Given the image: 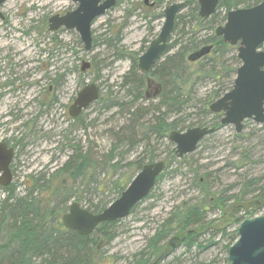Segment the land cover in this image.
<instances>
[{
    "label": "trees",
    "instance_id": "obj_1",
    "mask_svg": "<svg viewBox=\"0 0 264 264\" xmlns=\"http://www.w3.org/2000/svg\"><path fill=\"white\" fill-rule=\"evenodd\" d=\"M122 1L119 0L118 4ZM153 1L155 5L147 7L150 12L160 7L165 0ZM261 1L220 0L217 11L211 17L203 18L199 15L198 0H187L185 6L189 10L178 15L174 30H178L185 17L190 16V23H184L181 29L186 35L185 29L187 25L190 26L186 41L182 42L181 38L170 42L169 49L148 74L138 68L139 52L127 53L119 47L123 41L122 25L111 30L108 36L106 34L104 41L115 50L116 57L131 60V68L123 77V86H127L131 99L120 101L118 97H112L111 90L104 92L101 83V96L95 102L100 105V112L119 108L112 114V123L115 124L110 132L113 147L107 151L100 150L91 139H88V147H85L82 140L73 136L79 130L87 132L96 129L97 118L89 124L86 120L88 115L83 114L70 119L69 125L61 130V149L70 153L61 166L55 167L52 172L29 175L22 195L16 191L15 182L0 186L5 195L3 199L0 198V264H113L108 262L102 248L116 238L117 221L103 222L90 235H81L66 228L62 216L69 210L72 201L81 203L93 212L104 210L122 194L145 164L160 159L159 142L167 143L169 149L163 158L166 162L165 171L158 177L156 185L167 174L169 166L174 162L186 161V156L178 158L169 134L173 130H185V127L187 129L196 125L187 124L192 115L187 110L194 101L196 85L201 80L212 77L219 88L213 91L200 109L202 115H213L211 124L202 122L197 126L222 127V114L212 113L209 107L232 88L241 61L238 54H234L233 61L229 62L227 54L237 48L217 36L216 28L226 21L228 11L250 7ZM153 16L157 14L153 13ZM98 39L93 37V47L97 45ZM52 40L58 42L56 34ZM209 45L213 48L208 55L196 61L189 60L192 53ZM261 48L264 49V45ZM172 49L175 51L169 53ZM91 64L89 71L97 73L94 81H98L100 74L95 57ZM75 70L79 71L78 67ZM65 72L55 78L50 77L51 85L60 86L67 75ZM56 102L57 98L54 97L50 105ZM244 134L239 133L237 136L242 138ZM9 142L14 147L25 146L23 138L17 141L11 139ZM141 145H144V150L138 159L123 164L126 154ZM123 147L127 148L117 152ZM251 150L250 147L242 146L241 157L233 163L237 169L254 162L250 157ZM188 164L192 166L191 161ZM124 168L127 170L120 172ZM192 171L194 185L201 195L193 202L187 201L176 206L163 218L147 239L145 247L133 255V264H164L177 248L185 247L190 251L221 243L224 250L222 263L226 264L228 250L238 238L236 229L240 222L248 215L262 213L264 186L257 195L252 197L250 194L253 192L251 186L263 177L251 178L242 183L243 188L232 195L227 189L216 191L210 173ZM117 174L118 177L114 179ZM99 193L103 197L97 201L95 199ZM150 196L152 192L146 199ZM215 212L218 216L208 220V214ZM207 234L209 237L204 240ZM218 236L220 239L216 240Z\"/></svg>",
    "mask_w": 264,
    "mask_h": 264
},
{
    "label": "rangeland",
    "instance_id": "obj_2",
    "mask_svg": "<svg viewBox=\"0 0 264 264\" xmlns=\"http://www.w3.org/2000/svg\"><path fill=\"white\" fill-rule=\"evenodd\" d=\"M144 1L123 0L98 17L93 24V33L94 38L99 39L91 51L85 50L75 29L61 28L56 32L49 30V18L74 10L77 4L73 0H7L3 3L2 12L6 14L7 21L0 19V95L7 89V97L0 98V141L24 139L25 146L16 147L12 163L13 182L21 195L25 192L29 175L52 172L70 154L61 149V130L69 125V107L78 91L84 84L95 82L97 74L93 71L82 72L83 61L93 60L95 57L100 74L96 82L103 84L104 92L111 90L112 97L128 101L131 95L127 92V86H123V77L131 68V60L127 57L117 58L115 50L106 45L105 37L111 30L122 25L123 41L119 47L127 53L138 51L142 54L159 34L165 22L162 14L165 8L172 3L187 0H165L153 12L145 7ZM188 10L189 7H186L180 13L185 14ZM153 13L157 16L154 17ZM189 20L190 16H186L180 23L178 30L173 32L171 42L181 38L182 42L186 41L190 26L187 25L185 29L186 35L181 29L184 23H190ZM54 34L58 42L52 40ZM174 51L172 49L169 53ZM234 54H237V49L227 54L229 62L233 61ZM76 67L79 71L75 70ZM64 71L67 75L62 84L51 85L50 77L55 78ZM9 80L15 84L9 88L3 87L5 81ZM218 88L212 77L198 82L194 101L187 110L192 114L188 125L196 123L197 126L202 122L211 124L213 115H202L200 109ZM54 97L57 102L50 105ZM99 107L95 103L86 111L87 123L92 124L97 118L96 129H89L87 132L79 130L73 136L82 140L85 147H88V139H91L98 149L107 151L114 144L110 135L115 125L112 123V114L119 108L116 107L111 112H100ZM241 133L245 134L238 138L239 133L234 125H223L217 132L207 136L195 152L186 156L187 162H174L169 166L167 174L152 190V196L140 202L134 213L117 221L116 238L102 248L108 262L133 264V255L145 247L147 239L163 218L176 206L187 201L193 202L201 195L194 185L192 170H198L200 174L210 173L214 189L218 192L227 189L232 195L241 189L242 183L251 178L263 177L251 186L253 192L250 195H257L264 186V124L247 120ZM159 143L158 153L162 159L169 147L167 143ZM242 146L252 149L250 157L254 162L237 169L233 163L241 157ZM126 148H120L117 152ZM143 150L144 145L133 148L126 154L123 164L137 160ZM188 161L192 162L191 167ZM126 170L124 168L120 172ZM117 177L118 174L114 179ZM4 196L0 187V198L3 199ZM102 197L103 194L99 193L95 200ZM216 216L217 212L211 213L207 219L212 220ZM208 237L209 234L203 239L207 240ZM219 239L220 236L216 238ZM223 257L222 243L190 251L180 247L166 258L164 264H223Z\"/></svg>",
    "mask_w": 264,
    "mask_h": 264
},
{
    "label": "water",
    "instance_id": "obj_3",
    "mask_svg": "<svg viewBox=\"0 0 264 264\" xmlns=\"http://www.w3.org/2000/svg\"><path fill=\"white\" fill-rule=\"evenodd\" d=\"M5 1L0 0V16L1 5ZM73 1L78 4L74 10L50 17L49 29L50 31H56L61 27L75 29L84 43L85 50L91 51L93 22L113 8L118 0ZM198 2L199 14L206 18L216 12L220 0ZM183 7V2H175L165 8V22L159 34L139 57L138 67L143 72H149L168 50L177 15ZM216 34L222 36L227 43L238 45L241 65L237 69L233 88L213 102L210 110L214 113H223L222 125H234L238 132H242L246 119H253L259 124L264 123V50L260 48L264 44V0L250 7L230 10L226 23L217 28ZM211 50L210 45L203 47L192 53L189 59L196 61L209 54ZM90 67L91 62L85 60L82 71ZM99 98V85L95 82L87 83L70 106V114L73 117L78 116ZM216 131V127L196 126L185 131L173 130L169 138L175 143L177 156L183 158L196 151L201 140ZM14 155V148L0 141V185H9L13 180L11 163ZM165 166L164 160L145 164L122 194L101 212H92L79 202H72L69 211L62 217L65 227L81 235H90L103 222L127 217L132 208L149 195ZM236 232L238 238L229 248L227 264H264V213L246 216Z\"/></svg>",
    "mask_w": 264,
    "mask_h": 264
},
{
    "label": "flooded vegetation",
    "instance_id": "obj_4",
    "mask_svg": "<svg viewBox=\"0 0 264 264\" xmlns=\"http://www.w3.org/2000/svg\"><path fill=\"white\" fill-rule=\"evenodd\" d=\"M6 1H7V0H6ZM4 3H5V2H4ZM183 3H184V7L182 8V10L186 7L185 5H186L187 1H185V2H183ZM198 3H199V2H198ZM117 4H118V3H117ZM117 4H116V5H117ZM144 5H145V7H153V6L155 5V1L151 0V1L146 2V0H145V1H144ZM114 7H115V6H114ZM217 8H218V7H217ZM199 9H200V7H199ZM182 10H181V11H182ZM181 11H180V12H181ZM216 11H217V10H216ZM180 12L178 13V15L181 14ZM227 13H228V12H227ZM162 14H164V13H162ZM178 15H177V17H178ZM199 15H200V14H199ZM212 15H213V14H212ZM212 15H211V16H212ZM211 16H210V17H211ZM164 17H165V15H164ZM201 17H202V16H201ZM203 18H205V17H203ZM206 18H209V17H206ZM0 19H1V21H3V22H4V21H5V22L7 21V16H6V14H4V13L2 12V6H1V16H0ZM176 19H177V18H176ZM226 21H227V19H226ZM226 21H225L224 23L218 25L217 28H218L219 26H221V25H224V24L226 23ZM94 22H95V21H94ZM93 24H94V23H93ZM175 27H176V26H175ZM217 28H216V29H217ZM174 30H175V29H174ZM173 32H174V31H173ZM172 35H173V33H172ZM172 35H171V37H172ZM222 38H223V37H222ZM151 42H152V41H151ZM151 42H150V43H151ZM170 42H171V38H170ZM228 44L231 45V46L236 47V45H232V44H230V43H228ZM149 45H150V44H149ZM210 46H212V45H210ZM148 47H149V46H148ZM148 47H147V48H148ZM205 47H206V46H205ZM212 48H213V47H212ZM201 49H202V48H201ZM146 50H147V49H146ZM146 50H145V51H146ZM145 51H144V52H145ZM198 51H199V50H198ZM211 51H212V50H211ZM137 52H138V51H137ZM144 52H143V53H144ZM195 52H196V51H195ZM143 53H142V54H143ZM142 54L139 53V56L142 55ZM189 60H190V59H189ZM190 61H192V60H190ZM153 66H154V65H153ZM3 68H4V67H3ZM138 68H139V67H138ZM89 69H90V68H88V69L85 70L84 72L89 71ZM151 69H152V68H151ZM139 70H140V69H139ZM0 71H2V67H1V65H0ZM140 71H141L142 73L148 74V73H150L151 70H150L149 72H143L142 70H140ZM13 84H15V83H13V81H10V80H9L8 82L5 81L3 87H6V88L8 87V88H9V86H11V85H13ZM86 84H87V83H86ZM86 84H84V85H86ZM97 84L100 85L99 83H97ZM99 87H101V86H99ZM1 88H2V86L0 85V89H1ZM6 90H7V89H5V90L3 91V94L0 95V98H1L2 96L7 97V91H6ZM80 90H81V89H80ZM80 90H79V91H80ZM79 91H78V93H79ZM78 93H77V95H78ZM77 95L75 96V98L77 97ZM75 98L73 99V102L75 101ZM73 102H72V104H73ZM72 104H71V105H72ZM71 105H70V106H71ZM89 108H90V107H89ZM89 108L83 110L82 113H80L78 116H75V117H73V116L70 114V112H69L70 119L73 120V119H75V118L80 117V116L83 115V114H84V115L87 114L86 111H87ZM69 111H70V107H69ZM70 119H69V123H70ZM3 142H6V143H7L8 145H10V146H14V145H12L9 141H3ZM14 148H15V151H16V147H14ZM14 157H15V155H14ZM12 163H13V162H12ZM12 166H13V164H12ZM13 172H14V170H13Z\"/></svg>",
    "mask_w": 264,
    "mask_h": 264
}]
</instances>
